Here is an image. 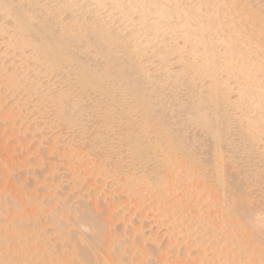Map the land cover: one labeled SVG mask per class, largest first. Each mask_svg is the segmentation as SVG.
Here are the masks:
<instances>
[{
  "label": "bare ground",
  "instance_id": "obj_1",
  "mask_svg": "<svg viewBox=\"0 0 264 264\" xmlns=\"http://www.w3.org/2000/svg\"><path fill=\"white\" fill-rule=\"evenodd\" d=\"M8 93L16 134L59 128L66 195L112 200L43 201L0 156V264H264V0H0Z\"/></svg>",
  "mask_w": 264,
  "mask_h": 264
},
{
  "label": "rangeland",
  "instance_id": "obj_2",
  "mask_svg": "<svg viewBox=\"0 0 264 264\" xmlns=\"http://www.w3.org/2000/svg\"><path fill=\"white\" fill-rule=\"evenodd\" d=\"M6 95L9 96L10 94ZM13 98V96H9L4 102H0V114L9 111L8 107L12 104ZM29 120L32 121L28 126L30 131L21 136L16 133L19 130H24L22 123L10 127L8 125L9 120L0 119V156L10 160L8 179L19 184L27 192H35L36 196H39L43 201L53 199L65 201L71 210H81L86 204H91L94 200L102 208L107 206L108 202L112 200L109 197L110 186L105 185L97 192L95 187L91 186L92 181L89 176H82L81 182L78 184L74 180L73 190L66 195V187L72 182L69 173L65 169L66 161L57 154L47 151L59 128L54 129L50 126V121L35 117L33 111L29 114ZM69 135L68 133L67 136ZM39 136H43V138L40 140ZM23 139L28 142L29 155H25L22 149ZM64 143H59V147L62 148L65 145ZM76 164L75 167L80 169L79 172H82L83 169L80 168V163ZM97 185L100 186L101 184L98 183ZM114 198L117 199V196H114ZM6 217L0 215V225ZM132 219L133 217L130 218V220ZM126 226L125 231H130L131 223H127ZM151 229H154V227ZM9 237V235H5V238H1L0 246L6 243ZM58 242L56 243L59 244ZM11 257H14V255H11ZM7 260L3 258L1 261L5 262Z\"/></svg>",
  "mask_w": 264,
  "mask_h": 264
}]
</instances>
